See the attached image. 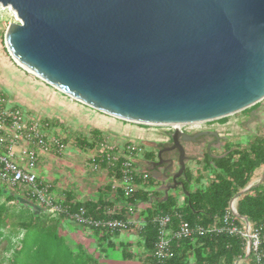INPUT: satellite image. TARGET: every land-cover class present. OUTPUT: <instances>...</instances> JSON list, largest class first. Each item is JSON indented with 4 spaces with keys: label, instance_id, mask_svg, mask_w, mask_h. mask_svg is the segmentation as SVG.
I'll return each instance as SVG.
<instances>
[{
    "label": "water",
    "instance_id": "obj_1",
    "mask_svg": "<svg viewBox=\"0 0 264 264\" xmlns=\"http://www.w3.org/2000/svg\"><path fill=\"white\" fill-rule=\"evenodd\" d=\"M0 3L21 21L10 23L5 33L19 66L113 117L174 126L168 149H178L180 168L164 200L183 186L182 141L209 134H190L176 125L221 119L264 99V0ZM263 181L264 173L234 197Z\"/></svg>",
    "mask_w": 264,
    "mask_h": 264
},
{
    "label": "trees",
    "instance_id": "obj_2",
    "mask_svg": "<svg viewBox=\"0 0 264 264\" xmlns=\"http://www.w3.org/2000/svg\"><path fill=\"white\" fill-rule=\"evenodd\" d=\"M102 140L101 131L92 129L91 139L79 136L76 145L88 151L99 147ZM113 155L114 152L107 150L96 155L94 162L98 167L106 168L109 175L120 178L127 157L122 154L112 160ZM144 157L154 164L158 150H146ZM198 163L197 177L193 176L190 167H186L179 179L183 184L177 187L183 195L182 200L175 189L169 192L166 200L164 196L157 197L153 171L140 170L137 159L132 167L137 188L131 193H126L122 185L114 189L108 184L97 199L78 200L75 191L64 190L63 204L67 210L63 212H53L36 202L17 198L0 184V253L5 252L3 256L0 254V264H106L97 252L72 237L66 225L70 222L78 228L88 227L97 237L98 245L106 247L117 246L114 238L123 230L78 223L71 213L80 208H84L92 219L102 221L128 220L130 208L135 210L141 223L128 225L127 229L138 230L141 249L136 253L129 249V242L121 241L125 259L139 257L142 264H235L245 257L247 242L229 232H197L190 237L173 238V255L162 260L155 256L157 215L171 214L174 226L182 220L192 226L223 222L231 199L252 182L258 168L264 167V137L256 135L245 144L228 143L221 154L207 151ZM207 174L212 177L205 182ZM145 176L147 183H143ZM237 208L254 225L264 224V181L243 194ZM243 264H253L251 257Z\"/></svg>",
    "mask_w": 264,
    "mask_h": 264
},
{
    "label": "built area",
    "instance_id": "obj_3",
    "mask_svg": "<svg viewBox=\"0 0 264 264\" xmlns=\"http://www.w3.org/2000/svg\"><path fill=\"white\" fill-rule=\"evenodd\" d=\"M218 120V119H216ZM216 120L201 122L199 124H186L181 127L186 132H200L208 130L221 131V127H213ZM210 123V126L204 124ZM167 132L168 140L174 126L152 125ZM64 134L57 132L55 127L44 118H41L20 105L12 103L0 89V184L11 191L17 198L36 202L44 209L53 212L67 210L63 204L64 195L57 194L51 180L44 179L38 174V167L45 156L50 154L62 155L68 143ZM114 152L112 160L119 155L127 158L121 169L122 176L115 179L113 188L122 185L126 193L137 188L132 173L133 161L142 158L146 148L142 142L132 140L124 147H117L104 141L98 147L97 154L105 151ZM95 155V156H96ZM110 155V154H109ZM95 156L92 157L95 167ZM146 176L143 183H147ZM239 198L233 197L230 201L229 211L222 223L192 226L188 221L182 220L177 226L173 225L171 214H160L155 217L158 227V238L155 245V256L160 260L173 255L171 241L173 238L190 237L195 233L229 232L243 237L246 244V255L238 260L243 264L251 257L253 264H264V224L254 225L250 219L239 213L237 205ZM128 220L111 219L95 220L86 214L84 208L71 213L80 224L107 226L111 230L121 228L128 230V225L139 224L140 219L133 208H130Z\"/></svg>",
    "mask_w": 264,
    "mask_h": 264
},
{
    "label": "crops",
    "instance_id": "obj_4",
    "mask_svg": "<svg viewBox=\"0 0 264 264\" xmlns=\"http://www.w3.org/2000/svg\"><path fill=\"white\" fill-rule=\"evenodd\" d=\"M8 71L11 74L18 75V67L9 66ZM34 84L42 92V94L38 91L36 92V96L42 99L41 103H37V101H35L33 105L24 103L22 100L18 99V95H14V90L9 85H4L3 92L12 103L20 105L26 110H30L31 113L41 118L48 119L55 127V130L64 134L67 138L68 145L65 152L62 155L50 154L45 156L38 167V174L40 177L51 180L54 185V190L59 195H61L64 190H72L75 191L76 199L78 200L97 199L99 195L102 194L106 185L111 184L113 187L115 183V179L108 174L106 168L95 167L93 160L89 158V152L98 151V147L88 151L82 150L76 145L77 137L83 136L91 139V130L98 129L101 131L103 142L106 141L113 146L124 147L130 141L135 140L142 142L146 150L151 151L158 150L159 144L163 142L164 138L168 135L166 131L164 133H159V129L157 128L155 132H149V127L147 128L141 124L121 120L103 113L72 98L43 80L34 82ZM44 93H46L49 98L44 99ZM59 104H63L66 107L58 112L53 106L56 107V105ZM28 106L29 108H27ZM69 110H72V112ZM53 118H58L60 121ZM212 125L217 128L221 127V131L219 132L216 130L208 131L219 133L223 139V151L216 153L214 149L208 147L205 152L211 151L214 154H221L225 151V145L228 143L236 144L242 142L245 144L248 139L256 135L264 137V99L240 112L218 119L212 123ZM235 127L239 128L238 132L240 135L232 138L231 136H233L235 132ZM203 155L197 158V163L202 159ZM143 160L147 163L150 162L146 158ZM137 161L140 162L142 159L139 158ZM56 164L72 165L74 168L76 167L78 171L74 178L60 181L57 176L52 175L53 173H48L51 168L47 165ZM86 165H89V167L86 168ZM187 167H190L193 171V176L197 177V171L200 165H195L194 167L187 165ZM138 168L140 169V165H138ZM260 168H262V170L264 169V167ZM153 177L155 179L153 184L157 192V197L164 196L165 198L166 194L161 181L157 175ZM210 177H212V175L207 174L205 182H207ZM180 199L182 200V198ZM125 231L128 230L121 231L117 237L121 236ZM82 233L89 235V233L82 229L77 231V234L80 236ZM129 241L131 242V240ZM120 243L121 241H119V246Z\"/></svg>",
    "mask_w": 264,
    "mask_h": 264
},
{
    "label": "rangeland",
    "instance_id": "obj_5",
    "mask_svg": "<svg viewBox=\"0 0 264 264\" xmlns=\"http://www.w3.org/2000/svg\"><path fill=\"white\" fill-rule=\"evenodd\" d=\"M13 22H21L20 18L17 15V12L11 7V6H4L2 3H0V89L3 91L4 85H9L13 88L14 90V95H18V99L22 100L24 103L28 105H33L35 101L37 103H41L42 99L38 98L36 96V92L38 91L40 94H42L41 90L38 89V87L34 84V82H40L42 81L41 78L37 77L33 73L25 70L21 66H19L12 56L10 55L6 44H5V33L7 31V28L10 23ZM18 67V75H14L13 73H9L8 67ZM35 92V93H34ZM44 99H47L46 93L43 94ZM38 98V100H37ZM45 101V100H43ZM63 104L56 105V107L53 106L58 112L61 111L63 108L66 106H62ZM29 108V106L27 107ZM30 111V110H28ZM72 112V110H69ZM57 119L58 118H53ZM60 121V120H59ZM129 122V121H128ZM143 125V124H141ZM144 127H149V132H155L156 127L152 125H143ZM205 126H210V123L204 124ZM174 131V130H173ZM233 136L232 138L236 137L237 135H240L239 128L235 127L234 129ZM159 133H164L165 130H162L161 128L158 131ZM203 143H199L196 146L189 145V155L191 158L187 161V165H190L194 167L195 165H199L196 160L198 157H201L205 151L207 150V139H203L201 141ZM151 146V145H150ZM212 149L218 152L223 151V139L221 143H218L217 145L212 146ZM97 154V150L89 152V158L93 159ZM175 155V154H174ZM145 157L143 156L142 161L138 162V165H140V169L142 171H145L146 166L148 163L143 160ZM177 160V159H176ZM88 161V158H87ZM86 163V162H85ZM48 167L51 168V170L48 171V173H53V176H57L60 181L62 180H69V178H74L76 175V172L78 169L76 167L74 168L72 165H47ZM89 165H86V168H88ZM180 165L176 161L175 166L173 167V171L177 172L179 169ZM264 173V169L258 168L256 170L254 179L252 182L258 181L261 177L262 174ZM58 174V175H57ZM157 173L156 175H158ZM178 193L180 198H183V195L181 194L180 188L175 189ZM68 228V231L70 232V235L72 237H75V239L80 240L81 242L85 243L88 248L91 251L97 252L96 254L100 256V260L106 264H142L141 260L139 257L133 258V259H125L123 257L122 253V248L119 246V241H127L130 243V248L136 253L140 252L141 247L138 245V238H139V233L137 229H129L128 231H125L121 234V236L114 238L115 241L117 242V246H105V245H98L97 237L93 234V232L88 228H81L75 226L73 223L68 222L66 225ZM79 229L84 230L85 232L89 233V235L83 234L80 236L77 234V231ZM91 233V234H90ZM131 240V242L129 241ZM101 247H105L104 249ZM1 256L5 254L4 251H1Z\"/></svg>",
    "mask_w": 264,
    "mask_h": 264
},
{
    "label": "flooded vegetation",
    "instance_id": "obj_6",
    "mask_svg": "<svg viewBox=\"0 0 264 264\" xmlns=\"http://www.w3.org/2000/svg\"><path fill=\"white\" fill-rule=\"evenodd\" d=\"M212 132H215V131H209L208 135H202V136L198 137L195 141H182V144L184 145V147L186 148V151H187L186 163L191 158V156L189 155V153H190L189 152V145L196 146L199 143H203V142H201V141H203V139H207V144H206L207 148L208 147L212 148V146L217 145L218 143L222 142V138L219 135V133L217 132L218 135H214V134H212ZM187 133L194 134L197 132H194V133L187 132ZM172 134H173V132L171 133L168 140L163 141L159 144V146H158V157H157V159L154 160L155 163L153 164V163L149 162L148 165L146 166V169H145V170L150 169L151 171H153V176L156 175L157 173H159L157 175V177L161 181L162 187L165 191H166L167 187L172 184L173 175H174V173H176L172 169L175 166L176 161L179 163V154L180 153H179L178 149H174V150L168 149V148L173 146ZM150 166H154V168H150ZM179 179H180V177L178 178V181H179ZM163 181H164V183H163ZM179 186H181V185H179ZM171 190H174V189H171Z\"/></svg>",
    "mask_w": 264,
    "mask_h": 264
},
{
    "label": "bare ground",
    "instance_id": "obj_7",
    "mask_svg": "<svg viewBox=\"0 0 264 264\" xmlns=\"http://www.w3.org/2000/svg\"><path fill=\"white\" fill-rule=\"evenodd\" d=\"M197 124H199V123H197ZM176 126H178V127H182V126H183V124H177Z\"/></svg>",
    "mask_w": 264,
    "mask_h": 264
}]
</instances>
